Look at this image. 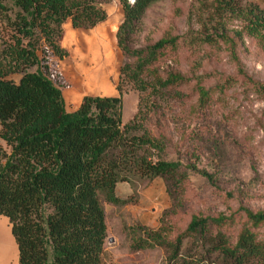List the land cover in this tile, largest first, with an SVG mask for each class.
Masks as SVG:
<instances>
[{
	"label": "trees",
	"instance_id": "trees-1",
	"mask_svg": "<svg viewBox=\"0 0 264 264\" xmlns=\"http://www.w3.org/2000/svg\"><path fill=\"white\" fill-rule=\"evenodd\" d=\"M103 1L0 0V23L7 28L0 39V137L9 146L6 152L0 144V215L7 217L16 246V262L0 264H101L105 221L100 195L123 203L128 197L115 194L116 182L158 175L175 197L186 168L209 176L193 163L164 157L163 136L146 122L159 99L185 95L176 86L186 77L164 68L172 50L195 40L223 39L235 54V42L222 31L220 18L225 12L242 13L240 0H197L216 21L209 31L187 28L174 34L166 27L155 40L142 42L141 17L154 0H119L123 16L115 36L123 59L117 94L86 93L67 109L49 56L66 52L60 44L65 21L90 27L104 19ZM251 1L253 8L242 15L253 31L264 22V8ZM12 72L19 73L16 80ZM254 85L264 93V83ZM129 88L139 93V103L145 91L152 99L122 122L121 96ZM198 93L199 103H206L208 88L199 85ZM243 210L246 221L235 235L224 230L223 215H192L172 240L157 232L146 237L162 244L164 264H264V239L252 228L264 221V209ZM147 239L133 246L150 245Z\"/></svg>",
	"mask_w": 264,
	"mask_h": 264
},
{
	"label": "rangeland",
	"instance_id": "rangeland-1",
	"mask_svg": "<svg viewBox=\"0 0 264 264\" xmlns=\"http://www.w3.org/2000/svg\"><path fill=\"white\" fill-rule=\"evenodd\" d=\"M251 2L240 0L242 13L225 12L220 18L222 31L235 42V54L223 39L195 40L172 50L164 68L186 77L176 86L185 95L180 100L159 99L146 122L152 132L163 136L164 157L182 164L193 163L209 176L186 168L187 175L175 197L173 187L168 191L158 175L135 179L133 183L116 182L115 194L128 197L123 203H112L100 195L105 221L101 264H164L162 244L146 237V233L157 232L172 240L192 215H223L227 218L224 230L235 235L246 221L243 208L264 209V93L254 89L255 81L264 83V22L253 31L247 29L251 22L242 14L253 8ZM102 6L104 19L90 27L67 28L69 21H65L60 44L66 52L61 57L49 56L67 109L74 106L70 100L76 90L74 84L84 86L89 77L90 86L81 91L82 95L117 94V73L123 56L115 31L123 12L119 0H104ZM208 10L197 0H154L141 17L139 41L155 40L166 27L174 34L187 28L205 33L213 22ZM6 36L7 28L0 23V39ZM18 75L9 74L14 80ZM199 85L209 91L208 101L203 104L198 101ZM139 99L135 89L122 92V122L133 115L138 105L149 103L152 95L145 91L141 103ZM0 144L6 152L9 150L1 137ZM3 160L0 157V162ZM252 228L264 239V221ZM144 238L150 245L133 246ZM0 262H16V248L5 215H0Z\"/></svg>",
	"mask_w": 264,
	"mask_h": 264
},
{
	"label": "crops",
	"instance_id": "crops-1",
	"mask_svg": "<svg viewBox=\"0 0 264 264\" xmlns=\"http://www.w3.org/2000/svg\"><path fill=\"white\" fill-rule=\"evenodd\" d=\"M253 1H255L260 7H263L264 8V0H253ZM70 26H72V25L68 22L66 24V27L67 28H70ZM72 27H75V26H72ZM68 30L69 29H66V31H68ZM83 83H86V81H83ZM87 86H90V77L88 79V82L84 86L81 85V84H79V83L78 84H76V83L74 84V89H76L74 91L76 93L73 91V93L71 94V99L70 100L74 103V106L71 107V108H74V107L77 106V104H78V102H79V100H80V98L82 96V92L81 91H83ZM15 248H16V246H15ZM103 249H104V243H103Z\"/></svg>",
	"mask_w": 264,
	"mask_h": 264
}]
</instances>
